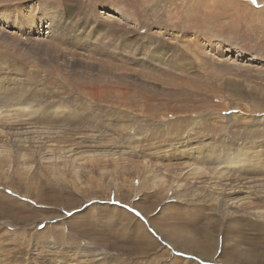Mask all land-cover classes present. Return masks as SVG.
Listing matches in <instances>:
<instances>
[{
  "label": "rangeland",
  "instance_id": "rangeland-1",
  "mask_svg": "<svg viewBox=\"0 0 264 264\" xmlns=\"http://www.w3.org/2000/svg\"><path fill=\"white\" fill-rule=\"evenodd\" d=\"M0 113V264H264V0H0Z\"/></svg>",
  "mask_w": 264,
  "mask_h": 264
},
{
  "label": "bare ground",
  "instance_id": "bare-ground-1",
  "mask_svg": "<svg viewBox=\"0 0 264 264\" xmlns=\"http://www.w3.org/2000/svg\"><path fill=\"white\" fill-rule=\"evenodd\" d=\"M21 110H24V112H29V109H26V108H22ZM36 110V109H35ZM38 111L36 110V112L33 111V107H32V110H31V115L37 113ZM2 119V114L0 113V120ZM232 159L230 161V163L233 165V164H240L241 162H238L237 160H249L251 159L252 157H254V155L246 152V151H240L237 155H231ZM232 167V166H231ZM197 171L196 173L199 174V175H202V173L204 174V171L201 169V167H198V168H195L194 172ZM192 173V172H191ZM238 174V173H237ZM193 175V173H192ZM198 175V176H199ZM221 176L224 175L223 173L220 174ZM206 176V175H205ZM221 176H218V178H221ZM201 177V176H200ZM210 180V179H209ZM244 183V182H243ZM228 185V184H227ZM170 220V219H169ZM184 225V224H183Z\"/></svg>",
  "mask_w": 264,
  "mask_h": 264
},
{
  "label": "snow or ice",
  "instance_id": "snow-or-ice-1",
  "mask_svg": "<svg viewBox=\"0 0 264 264\" xmlns=\"http://www.w3.org/2000/svg\"><path fill=\"white\" fill-rule=\"evenodd\" d=\"M251 2L255 4L256 3V0H251Z\"/></svg>",
  "mask_w": 264,
  "mask_h": 264
}]
</instances>
